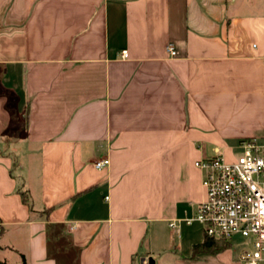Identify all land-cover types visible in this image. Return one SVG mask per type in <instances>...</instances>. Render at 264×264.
<instances>
[{"label":"crops","instance_id":"1","mask_svg":"<svg viewBox=\"0 0 264 264\" xmlns=\"http://www.w3.org/2000/svg\"><path fill=\"white\" fill-rule=\"evenodd\" d=\"M252 140L264 0H0V262L239 264L169 225L206 200L195 163Z\"/></svg>","mask_w":264,"mask_h":264},{"label":"built area","instance_id":"2","mask_svg":"<svg viewBox=\"0 0 264 264\" xmlns=\"http://www.w3.org/2000/svg\"><path fill=\"white\" fill-rule=\"evenodd\" d=\"M168 51L176 56L173 48ZM122 58H128L127 51ZM241 147L243 152L235 161H227L216 149L213 156L195 163L203 173L206 200L192 217L169 226L179 233L183 224H199L207 237L217 240L241 237L248 243L239 264H264V143L252 140ZM109 165V159H103L95 166L104 169Z\"/></svg>","mask_w":264,"mask_h":264},{"label":"trees","instance_id":"3","mask_svg":"<svg viewBox=\"0 0 264 264\" xmlns=\"http://www.w3.org/2000/svg\"><path fill=\"white\" fill-rule=\"evenodd\" d=\"M15 119V116H14ZM27 127V122L24 124L18 125L17 122L14 120V125H12V129L10 130V133H6L4 139L8 142H11L14 138V135L18 134V132H21L25 130ZM20 130V131H19ZM21 196L24 200V202L27 203V195L25 193H21ZM232 247L231 241L224 240V239H213L206 237L203 243L195 245L193 248L194 254H199L201 252H212V253H219L221 251H224L226 249H229ZM0 264H8L6 262H0ZM25 264V262H23Z\"/></svg>","mask_w":264,"mask_h":264},{"label":"rangeland","instance_id":"4","mask_svg":"<svg viewBox=\"0 0 264 264\" xmlns=\"http://www.w3.org/2000/svg\"><path fill=\"white\" fill-rule=\"evenodd\" d=\"M247 243L248 242L245 239L241 238V237H236V238L233 239V244L235 246H244L245 247V245L247 246Z\"/></svg>","mask_w":264,"mask_h":264}]
</instances>
